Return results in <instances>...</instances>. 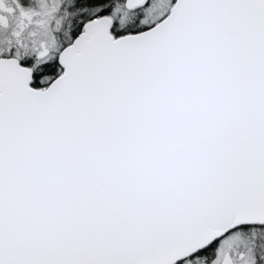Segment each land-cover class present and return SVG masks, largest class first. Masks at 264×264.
<instances>
[{
    "label": "snow or ice",
    "instance_id": "obj_1",
    "mask_svg": "<svg viewBox=\"0 0 264 264\" xmlns=\"http://www.w3.org/2000/svg\"><path fill=\"white\" fill-rule=\"evenodd\" d=\"M0 264H264V0H0Z\"/></svg>",
    "mask_w": 264,
    "mask_h": 264
}]
</instances>
